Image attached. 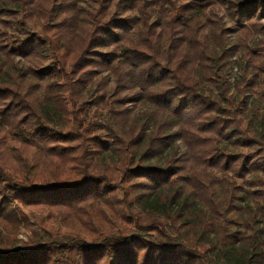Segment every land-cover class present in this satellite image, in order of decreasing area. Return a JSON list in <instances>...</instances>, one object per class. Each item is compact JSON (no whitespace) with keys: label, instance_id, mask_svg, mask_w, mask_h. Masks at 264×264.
Wrapping results in <instances>:
<instances>
[{"label":"trees","instance_id":"obj_1","mask_svg":"<svg viewBox=\"0 0 264 264\" xmlns=\"http://www.w3.org/2000/svg\"><path fill=\"white\" fill-rule=\"evenodd\" d=\"M222 1L237 43L206 16L214 0H0V141L39 162L19 173L0 142V218L46 205L90 236L0 235V264H264V0ZM134 97L152 107L138 129ZM101 107L120 135L103 136ZM110 216L132 228L108 233Z\"/></svg>","mask_w":264,"mask_h":264},{"label":"rangeland","instance_id":"obj_2","mask_svg":"<svg viewBox=\"0 0 264 264\" xmlns=\"http://www.w3.org/2000/svg\"><path fill=\"white\" fill-rule=\"evenodd\" d=\"M80 4H83V0H80ZM127 13L130 15V20L125 24L124 31L126 34L131 35L134 31V26L137 22V19L134 15V12L129 8L127 9ZM206 16H208L209 20L211 21L216 20V23H218L217 20L219 18V24H221L225 29V41H227L228 43H237V38L240 34V31L233 23L232 16L227 12L224 1L214 0V5L211 10H206ZM259 19L264 24V16L260 15ZM203 29L206 30L207 25H204ZM256 37L259 38L260 35L258 33H253L246 38V42L249 47L255 48L257 46L255 45ZM237 73L238 68L236 66H233L228 71V80L231 81ZM105 78L107 90L105 96H107L110 92V88L113 85V80L111 75L106 76ZM96 80L97 77H93V79L86 84V98H89L90 95L94 94ZM133 90V88H127L123 89L122 92L132 95ZM252 91H257V88L255 87L253 90H247L245 94L240 97V106L241 108H243V112H245L246 109L251 106L252 100H256ZM126 104L129 108V113L136 114L137 120L135 123V129H138V122H150L152 110L151 106H148L146 103L137 99L136 97L126 101ZM92 108L93 106L91 107V109ZM94 116L97 122L101 124L100 130L105 138H108L114 134H121L120 128L111 122L109 114L104 107L96 110ZM244 119H246V116L244 117ZM175 128L176 125L174 124L172 126V129ZM174 140L178 144L175 156L180 157L178 159L179 163H181L182 158L185 165L188 162V157L186 153H183V144L181 143L177 135H174ZM11 146L12 142L6 137H2V155H5L8 158L11 165L17 167L19 173L23 172L25 173V175H27V172H29L30 177L33 178V174L39 166L37 155L32 150L20 147L17 148V151H14L12 150ZM152 159L155 163H160L162 161L161 156H156ZM104 162H110L107 156H105ZM118 193L120 194L121 191L118 190ZM20 209L27 222L25 224L18 225L6 222L5 220L0 218V235L14 236L18 240L17 243H21V241L27 239V235L32 232H38V235H49L52 238L62 240L73 237L75 234H79L87 241H90V236L87 233L83 232V230H81L77 225L67 224L60 214L54 212L53 209L46 205H21ZM110 217L103 222V227L106 231H108V233L115 235L124 228H132V225H123L122 222H118L112 216ZM111 219L114 220V222ZM229 224L231 228L235 227V223L230 222ZM7 231H9V233H7ZM259 246L264 250V238L260 241ZM255 264L262 263L256 262Z\"/></svg>","mask_w":264,"mask_h":264}]
</instances>
